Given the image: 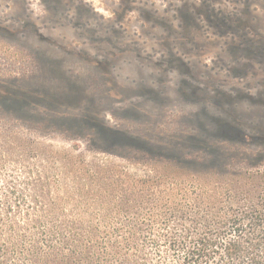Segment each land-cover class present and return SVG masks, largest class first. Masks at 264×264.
Listing matches in <instances>:
<instances>
[{
	"label": "rangeland",
	"instance_id": "374dc122",
	"mask_svg": "<svg viewBox=\"0 0 264 264\" xmlns=\"http://www.w3.org/2000/svg\"><path fill=\"white\" fill-rule=\"evenodd\" d=\"M0 90L15 210L29 177H78L119 207L65 208L137 229L196 183L264 181V0H0Z\"/></svg>",
	"mask_w": 264,
	"mask_h": 264
},
{
	"label": "trees",
	"instance_id": "16d2710c",
	"mask_svg": "<svg viewBox=\"0 0 264 264\" xmlns=\"http://www.w3.org/2000/svg\"><path fill=\"white\" fill-rule=\"evenodd\" d=\"M5 93L0 90V98ZM3 102L1 110L15 106ZM263 183L246 176L199 182L194 195L166 199L167 212L152 213L147 227L122 230L86 224L81 213L65 208L68 199L103 203L106 211L119 207L116 198L90 196L85 191L95 190L90 183L29 177L27 211L15 210L9 201L14 187L0 186V264H264ZM61 189L72 192L59 195ZM163 199L156 197V204Z\"/></svg>",
	"mask_w": 264,
	"mask_h": 264
}]
</instances>
